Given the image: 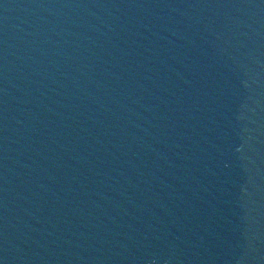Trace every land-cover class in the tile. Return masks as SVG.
Here are the masks:
<instances>
[{"label": "water", "instance_id": "1", "mask_svg": "<svg viewBox=\"0 0 264 264\" xmlns=\"http://www.w3.org/2000/svg\"><path fill=\"white\" fill-rule=\"evenodd\" d=\"M0 264H264V0H0Z\"/></svg>", "mask_w": 264, "mask_h": 264}]
</instances>
